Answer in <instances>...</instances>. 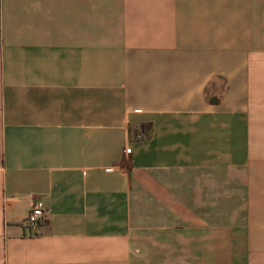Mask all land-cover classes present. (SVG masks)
Here are the masks:
<instances>
[{
	"label": "crops",
	"instance_id": "obj_1",
	"mask_svg": "<svg viewBox=\"0 0 264 264\" xmlns=\"http://www.w3.org/2000/svg\"><path fill=\"white\" fill-rule=\"evenodd\" d=\"M231 191L264 199V0H0V264H253Z\"/></svg>",
	"mask_w": 264,
	"mask_h": 264
},
{
	"label": "rangeland",
	"instance_id": "obj_2",
	"mask_svg": "<svg viewBox=\"0 0 264 264\" xmlns=\"http://www.w3.org/2000/svg\"><path fill=\"white\" fill-rule=\"evenodd\" d=\"M251 197L252 195L249 193H240V192L236 193L235 191L234 192L231 191L228 193L220 192L219 194V201H220L219 214L220 216L231 217V216L236 215V212L240 210L241 203L248 202ZM261 199L262 198L258 197V194H253L252 203L255 205H259V201L264 200V199L263 200ZM252 212L254 215L252 216L253 222L251 223V226L255 228H259L260 225H262V223L264 222V207L253 208ZM257 232H259V230ZM251 242L253 245V248H252L253 250L252 257L254 259L253 264H259V261L261 259H264V256L259 254L260 251L264 252V249H263L264 248V238H256V239H253ZM227 259H228L227 256L220 255L218 256L217 261L220 263H225Z\"/></svg>",
	"mask_w": 264,
	"mask_h": 264
},
{
	"label": "built area",
	"instance_id": "obj_3",
	"mask_svg": "<svg viewBox=\"0 0 264 264\" xmlns=\"http://www.w3.org/2000/svg\"><path fill=\"white\" fill-rule=\"evenodd\" d=\"M46 217L47 212L44 208L43 201L38 197H34L28 208L26 216L23 219V224L29 231L32 232L35 230L40 221Z\"/></svg>",
	"mask_w": 264,
	"mask_h": 264
}]
</instances>
